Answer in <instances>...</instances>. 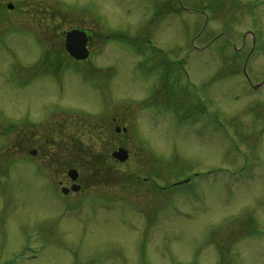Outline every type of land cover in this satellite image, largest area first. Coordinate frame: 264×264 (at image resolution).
Segmentation results:
<instances>
[{
    "label": "rangeland",
    "instance_id": "374dc122",
    "mask_svg": "<svg viewBox=\"0 0 264 264\" xmlns=\"http://www.w3.org/2000/svg\"><path fill=\"white\" fill-rule=\"evenodd\" d=\"M0 264H264V0H0Z\"/></svg>",
    "mask_w": 264,
    "mask_h": 264
},
{
    "label": "water",
    "instance_id": "95a60500",
    "mask_svg": "<svg viewBox=\"0 0 264 264\" xmlns=\"http://www.w3.org/2000/svg\"><path fill=\"white\" fill-rule=\"evenodd\" d=\"M9 7L12 8V5H9ZM88 41L89 38L85 31L74 29L66 33L65 46L71 56L78 60H84L89 57V50L87 48ZM112 157L121 162H125L129 158V152L121 147L112 153ZM78 175V171L75 169L69 171V176L73 181L77 180ZM79 189V185L72 187L73 191H78ZM68 191L66 188L63 189L64 193H68Z\"/></svg>",
    "mask_w": 264,
    "mask_h": 264
},
{
    "label": "flooded vegetation",
    "instance_id": "af4514ba",
    "mask_svg": "<svg viewBox=\"0 0 264 264\" xmlns=\"http://www.w3.org/2000/svg\"><path fill=\"white\" fill-rule=\"evenodd\" d=\"M88 34L91 35V38H92V39H91V42H92V41H93V38H94L93 33H92V32H88ZM91 42H90V43H91ZM63 49H64L65 54L68 55V53L65 51L64 44H63ZM68 56H69V55H68ZM114 120H115V119H114ZM19 122H20V121H19ZM16 124H19V123H16ZM14 125H15V124H14ZM31 125H32V124H31ZM15 128H16V129H19V126L16 125V127H14V130H15ZM19 142H20V141H19ZM17 144H18V142L16 143V145H17ZM17 149H19V146L17 147ZM37 152H38V149H31V150H30V154H31L32 156H37V155H38ZM28 161H30V163H35V161H34L33 159H30V158H28ZM72 168H74V167H72ZM72 168H70V169H72ZM70 169H69V170H70ZM69 170H68V171H69ZM72 184H73V183H72Z\"/></svg>",
    "mask_w": 264,
    "mask_h": 264
},
{
    "label": "trees",
    "instance_id": "16d2710c",
    "mask_svg": "<svg viewBox=\"0 0 264 264\" xmlns=\"http://www.w3.org/2000/svg\"><path fill=\"white\" fill-rule=\"evenodd\" d=\"M105 161H106V160H105ZM92 164H93L94 167H96V168H99V167H100L99 162H97V161H94Z\"/></svg>",
    "mask_w": 264,
    "mask_h": 264
}]
</instances>
